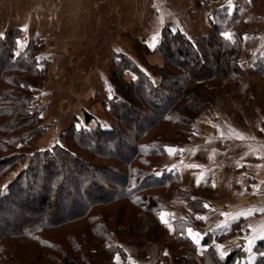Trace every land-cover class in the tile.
<instances>
[{"label":"trees","instance_id":"16d2710c","mask_svg":"<svg viewBox=\"0 0 264 264\" xmlns=\"http://www.w3.org/2000/svg\"><path fill=\"white\" fill-rule=\"evenodd\" d=\"M197 2L207 6L211 0H197ZM229 14L228 11L216 13L213 22H211L210 33L206 36H199V38L189 36L186 31L173 30L172 27L164 28L161 33V41L155 52L162 64L157 63V65H154L150 60L146 61L145 58L149 57L152 52L147 45L141 44L140 40L134 36L131 39L134 44L136 57L133 58L113 51L108 60L110 63L109 80L111 87L114 88L115 96L107 102L108 118L103 122L100 120L98 122L95 117L87 115L84 122L86 125L92 124L91 126L98 123L89 129L90 135L88 138L91 137V141L95 142L94 147L91 148L89 146L87 148L85 145L82 147L79 141L80 139H86V136H83L80 130L74 131L75 125H72L57 137V141L60 140L58 143L53 145L55 142L53 141L52 147L50 146L46 151L34 152L28 157L32 164L19 172L16 176L17 178L7 186L10 193L3 196L2 189L7 180L5 178L10 177V168L8 166L10 164L16 165L17 163L19 165L20 161L24 158V153L21 152L20 155L19 152L24 149L23 145L30 139H33L32 137L36 138L38 131L44 132L48 129L39 130L35 127L33 129L31 124V128L18 132V135L12 133L15 136L10 135L4 147V152L11 153V156L3 157V154L0 156V215L10 212V205L14 204L13 202H17L19 198L21 200L20 204L17 203L15 207H18V211L21 213L20 217H22V214L31 216V218L36 216V209L30 207L32 205L29 204L30 202L27 199L31 198L33 200V196L37 197L35 201L41 211L42 208L51 206L46 195L54 193L56 191L54 187L59 186L57 181L59 176L52 174L53 171L58 170V165L61 168L63 166V171L69 176H72L71 172H75L83 165L85 169L82 170V173L87 172L89 175L93 172L106 174L110 179H104L105 185L109 187H96L95 191L98 199L87 202L83 209V213L86 211L85 213L90 212L93 215L96 210H98V214L102 212L101 216L104 218L98 217L96 219L98 220V224L92 229V233L95 239L99 241V248L103 250V255L107 258L104 259L102 255L101 257H97L96 263L83 261L82 264H117L114 258L116 255H119L120 259L126 260L125 247L128 244L122 242L119 245L120 241L117 238V242L113 241L115 238L110 240L111 238L108 236L113 231L109 229L107 224L113 226L117 231L116 233L114 232L116 237L121 239V235L118 234L121 232L129 233L128 238H131V240L147 237L152 228L151 233L155 232L156 226L158 228H163V226L166 228V224L161 221L160 217L161 214L165 213L172 206L170 198L178 191L177 189L181 185V180L179 178L180 173L177 170H175L174 174L164 171L162 166L161 168L156 167L161 162L160 160L167 157L165 146H172L174 148L185 147L183 145L186 144L187 134L189 135L190 133L192 122L201 115L202 111H206L214 105L216 95L222 91L220 89L216 90L212 85L208 84L209 82L215 79L224 81L228 80L229 77H243L248 74H259L264 77L263 57L257 53L255 56L244 52V42L241 40V35L232 34L231 26L233 25H231L230 20H227ZM224 21H226L227 25L222 23ZM226 32L232 34L231 39L224 35ZM12 38V36H7L6 40L0 39V53L2 52L4 58V61L0 60V81H2L3 76H6L5 71L8 70H10L8 71L9 73L15 72L13 74H16V72L24 74L23 77L25 79L9 75L8 78L15 84V91L9 89L0 90V118L3 116H13L8 121L0 123V132L9 131L12 123H18L19 127L28 123L24 119H28L30 104L33 99L32 91L31 89L29 90V87L30 85L37 86L39 80L34 82L33 78L43 73L36 70V65L40 59L39 55H37L39 49L36 45L30 42L27 49H21L17 43L18 35H14L13 41L11 40ZM255 57H257L258 61L255 60ZM247 58L248 60L254 58V61L257 62L246 68L242 66V63L248 65L249 62H244ZM183 73L185 74V78H187L185 82H183ZM8 100L11 101L10 104L13 107L5 105L4 102ZM139 108L141 109L139 110ZM175 114L177 115L179 131L177 135H174V139L169 141L167 140L169 139L168 135L162 136L161 133H156L157 137L153 140L155 145L151 146L155 148L147 147L145 149L146 153L140 151L139 142L143 141L148 134H152V131L161 124L174 122ZM37 115L41 117V112H37ZM140 117H152L153 122L150 126L143 127L136 120ZM45 135L46 133L42 134V136ZM127 135H131L133 138L131 140L133 143L131 153L127 152ZM112 146L115 149L120 147L117 156H112L109 153L108 150ZM82 152H85L88 160H91L90 164L85 165L80 160ZM6 159H8V163L4 165L3 163H5ZM104 161L108 162L109 165L103 167L101 162ZM154 165L155 167H153ZM40 172L49 176L46 184H49L50 188L47 189L46 186H41L40 188L42 189L38 191L36 187L37 190H34V192L25 191L22 187L19 188L20 182L25 179L32 178L34 183H36ZM115 172L122 173V180H120L121 184L119 186H115L112 183V178L118 176ZM156 173H160V175H156ZM74 175H78V173L76 172ZM91 187L95 189L93 186ZM112 187H115V189L109 192ZM80 189L82 191L79 193V199L82 202L85 198L91 196L92 191L90 187L85 185ZM171 189L173 191L170 193ZM154 191L161 193H155ZM25 192H27V197L24 196ZM124 202L129 203L136 209L133 219L134 217L138 218L137 221L132 220L131 223L126 224L125 221H121L124 210L117 211L114 208L103 210L102 208L106 205H111L109 207H112ZM193 204L195 202L188 203L186 207L190 208ZM112 214L115 218L114 221ZM80 218L82 216L75 220V223L81 221L82 219ZM107 219H111L114 224H111L112 221L105 223ZM72 220L68 222L72 223ZM33 225L28 218L21 219V221L15 223L20 233L23 229L30 228ZM51 228L57 227L52 226ZM45 231L42 232L43 236ZM25 236L26 234L22 233H7L6 235H2L1 238L21 237L19 239H24ZM87 241L89 242V239ZM151 241L154 242V240ZM202 241L201 247L208 244V241ZM175 242L188 244L187 251L184 254L178 255L176 264H249L246 261V254L239 247L233 249L231 253L229 250L226 251L225 256L221 257L217 254V250L213 246L214 244L212 246L208 245V249L201 252L200 245H197L187 237L178 235L177 238L175 237ZM263 247L264 241L260 242V244L258 243L257 250L255 251L258 256L250 264H264ZM198 253L199 255L195 259H189V256H186V254L196 255ZM66 262L68 264L79 263L77 261Z\"/></svg>","mask_w":264,"mask_h":264},{"label":"crops","instance_id":"0c3cea01","mask_svg":"<svg viewBox=\"0 0 264 264\" xmlns=\"http://www.w3.org/2000/svg\"><path fill=\"white\" fill-rule=\"evenodd\" d=\"M51 5L58 11L67 7L68 12L55 16H49V12L47 16L44 13L35 17L29 15L23 22L14 23L9 28H19L31 35L33 45L39 49V67L44 73V80L37 90L42 94L39 95V105L43 102L54 104L50 105L51 112L57 117L51 115L48 119L57 122L62 119L57 126L58 136L78 118L82 123L87 115L102 121L108 118L107 102L115 96L109 80L108 58L113 51L136 57L133 48L130 50L134 55L127 52L128 38L134 36L141 44L147 45L152 52L149 56L152 64H162L155 53L161 33L164 28L175 24L169 26L166 20L159 25L158 18L171 20L175 16H185V27L181 29L175 25L174 28L194 37L199 30L210 29L216 13L228 11L232 34L241 35L244 52L255 56L257 53L264 59V0H232L231 6L229 0H211L207 6L197 0H59ZM142 18L150 19L142 31L135 29L134 21L127 24V20ZM5 27L7 29H0L2 36L8 33V27ZM146 36L149 37L144 39ZM154 42L155 48L151 46ZM63 72H75L77 77L73 78L79 82L80 91L76 94L74 108L68 105L64 111H52L59 104L52 98L55 97L54 83L66 84L67 81ZM218 99L216 109L210 114L205 113L216 121L209 119L211 132H207L206 140L200 144L206 149L207 175L199 169L198 174L203 177H196V185L203 190L207 187L202 182L209 184L210 208H204L205 201L201 203L199 199L195 213L208 219H198L197 229H192L193 234H202L200 244L202 240L208 241L205 246L199 244L201 252L212 244L223 245L224 252L229 250L230 253L239 247L250 264L258 256L255 253L258 243L264 241L257 235L264 232V212L253 211L264 208V131H261L264 129V77L248 74L236 79L235 83L224 84ZM51 112H46L45 117ZM236 132L245 138L237 139ZM196 165H199L198 159ZM213 183L215 187H212ZM253 185L258 187L254 189ZM250 211L253 214L234 219L240 213ZM222 212L229 215L222 216ZM253 236L256 239L250 246L248 240ZM171 242L149 246L150 250L128 245L125 247L126 260L120 259L119 264H176L179 254L176 255L175 244Z\"/></svg>","mask_w":264,"mask_h":264},{"label":"rangeland","instance_id":"374dc122","mask_svg":"<svg viewBox=\"0 0 264 264\" xmlns=\"http://www.w3.org/2000/svg\"><path fill=\"white\" fill-rule=\"evenodd\" d=\"M56 3H59V0H0V29L3 30V29H7L5 26L8 27V31H7L8 33L4 34V36L0 37V39L3 40L7 36L9 37L12 36L14 38V35H18V38H17V43L19 41L18 46L20 45L21 49H24V47L20 43V38L23 34H26V35L28 34L24 33L19 28H15V27L9 28V27L14 25V23L23 22L22 20H26L29 15L35 17L37 14L41 15L42 13H44L45 16H47L48 12L50 13L49 16H55V15L64 14V13L67 14L68 12L67 7H63L60 11H58L57 8L51 5V4H56ZM166 20L169 22V26L171 24H172L171 26L175 24L176 26L178 25V27H180L181 29L185 27V16L184 17L175 16L171 20H169V18H158V24L161 25ZM129 21H134L136 24L135 29L142 31L148 26L150 19L142 18V20H127V24ZM225 22L226 21L222 23L227 25V23ZM174 26L172 27L173 30H175ZM209 26L211 27V25ZM210 31H211V28L199 30L198 33H196L195 35L198 36L200 34L199 36H206L210 33ZM191 33H193V31H191ZM142 36H145V34H142ZM148 37L149 36H146L143 38L146 39ZM13 38L11 39L12 41H13ZM30 39H32L31 35H30ZM131 41H132L131 37L126 40V45H127L126 48H129L127 49V52H130L131 54L134 55V53H132L133 50H130L131 48L134 49V44ZM11 47H12V43H11ZM149 58L150 57H146L145 58L146 61L147 60L149 61L151 59ZM1 59L2 61H4L2 52L0 53V60ZM39 61L38 63L36 61L37 63L36 70L42 73L41 68L38 66L40 65ZM245 61L249 62L248 65H245L244 63H242V66H245L247 68L251 66L253 63L257 62L258 60L254 61V58H250V60H248L247 58L244 60V62ZM8 71H5L6 76H3L2 81H0L1 82L0 90L9 89L11 91L12 90L15 91L14 89L15 84H13L12 80H10L8 76L15 75V77L19 76L22 79H25L23 77L24 74L20 72H16V74H13L15 72L9 73ZM30 72L32 73V71ZM62 74L66 76L67 81H66V84H63L61 81L60 82L57 81L54 83L52 90H53V93H55V97H52V98L56 102H59V104H56V107H54L52 111H55V109H57L58 111L60 110L64 111L68 105L74 108L76 105L75 104V98L77 96L76 94H78V92L80 91L79 85H78L79 82H77V80L73 78V76H76L75 72H71V73L63 72ZM184 75L185 74L183 73L182 74L183 82L187 80V78H185ZM39 76L41 77V79ZM54 76H57V74H54ZM238 78L239 77H229L228 80H224V81H220V79H215L214 81L209 82V83L207 82V83L209 85H212V87H214L216 90L220 89V91H222L224 84H229L230 82L235 83L236 79ZM33 80H35L34 82L39 80V84H37V86L30 85L29 87V90L31 89L32 91L33 99L30 104L31 107L29 109L30 111L28 114V119L26 118L24 119L28 123H26L23 126L21 125L20 127L18 123L16 124L12 123L10 125L11 128H9V131L5 130L4 132H0V156L2 154H3L2 155L3 157L11 156V153L4 152L6 140L9 139L10 135L15 136L14 134H17L20 131L28 130L29 128H31V124H32L33 129L38 128L39 130H43V129L45 130V128H47L48 130L44 132L38 131V133H36L37 134L36 138L32 137L33 139H30L29 141L26 142V144L23 145L24 149L19 152H20V155H21V152L24 153V158L20 161L19 165L17 163L16 165L10 164L8 166L10 168V173H9L10 177L8 176L7 178H5L7 180L2 189L3 196H6L10 193L7 186L10 185L14 181L15 178H17L16 176L19 174V172L25 167L27 168L32 164L31 160L28 158L30 155H32L34 152L46 151L47 148H50V146L52 147L53 141H55L53 145H55L56 143L60 141V140L57 141L58 134L56 132H58L57 126L61 124L62 119L59 120L58 122L57 120H54V119L53 120L48 119L51 115H53L52 117L56 116L55 114H52L51 112V106H53L54 104L50 103L51 105L50 106L48 105V103L45 102L44 104L43 102V103H40L39 105V100L41 99L39 95H42V94H39L37 90L40 89L38 86H40L44 80V73L38 74V77L33 78ZM219 84H222V85L217 86ZM41 91L44 92V89ZM220 94L218 93L216 95L214 105L210 109L206 111H202L201 115L198 116L192 122V125L190 127L191 130L189 133L190 136L187 134L188 138L185 142L186 144L183 145L185 147L183 148L175 147L177 149H183V151L175 152L174 154H169V152L167 151V157H166L167 159L163 158V160H160L161 162L159 163V165L156 166L160 168L162 166L163 170L169 173L175 174L176 172L175 170H177L180 173L179 178L181 180V185L180 187H178L177 189L178 191H176L175 195H173L170 198V201L172 200L171 202L172 206L165 213H163L165 214V219H167L168 222L172 225V228H169L167 224H166V228H164V226L163 228H158V226H156V228L154 227L156 229L155 232L151 233L153 230L152 228L149 231L150 233L147 237H141L135 240H131V238H128L129 233H123V232L118 234V235H121L120 236L121 239H119L118 237H116V234H114V232L116 233L117 231L113 228V226H109L107 224L109 229L113 231L111 235L108 236L109 238H111L110 240H112V238H115L113 241L117 242V239H118L120 241L119 245H121V243L123 242L125 244H128L131 247L132 246L133 247L142 246L143 248H149V246L158 245L159 243H164V242L172 243L171 241H173V243L175 244V248H176L175 249L176 255L181 254V253L184 254L187 251L188 244L184 242H178V243L175 242V237L177 238V236L180 235V236L189 238L187 235L188 234L187 229L188 228L197 229L196 226L198 225L196 224V221L198 219L196 216L197 213L195 212L198 209V206H195V205L198 204V202L200 201L199 199H201V203H202V200H204L205 201L204 204L207 203L210 205V199H209L210 195L208 193L209 184H207V182L205 181L202 182V183H205L207 187V189L203 190L202 187L196 185V177H201V178L203 177L202 174L201 175L198 174L199 169L203 172H206V175H207V170H205V168L207 167V161H208L207 156L205 154L206 149L204 146L200 147V144H202L206 140L205 138H206L207 132L208 133L211 132L209 119H211L210 121L212 120L216 121V119L213 117L208 118L207 114H210L211 111L216 109ZM4 103L6 106L13 107L12 104H10L11 103L10 100ZM0 105H1V102H0ZM140 109L141 108H139V110ZM139 110H136V111L140 112ZM37 112L38 113L41 112L42 117H39L37 115ZM43 112H45L44 115H43ZM46 112L47 113L51 112V114L45 117V115L47 114ZM125 112H129V111H125ZM131 116L133 115L131 114ZM12 117L13 116H10V117L3 116L2 118H0V123L8 121ZM176 117L177 115L175 116L174 122L161 124L160 126H158L152 131V134H148L143 141H140L139 150L146 153L145 149L147 147L155 148L151 146L155 145L153 140L156 139L157 137L156 133H161L162 136L168 135L169 139L167 140L172 141V139H174L175 137L174 135L175 134L177 135L179 131L178 122H177ZM136 120L140 122L143 127L150 126V124L153 122L152 117L151 118L140 117V118H137ZM97 121L99 122L98 118H97ZM65 122L66 121H63V124H65ZM96 124L98 123H95L93 124V126H91L92 124L86 125L82 123V121L79 118L76 120V123L74 124L75 125L74 131L80 130L81 131L80 133L83 136H86L85 137L86 139H80L79 141L82 147H84V145L87 148L89 146H91V148L94 147L93 145L95 144V142L91 141V137L88 138V136L90 135L89 129L91 127H94V125ZM52 131L55 134H53ZM44 133H46V135L42 136V134ZM127 138H128L127 144H126L127 152L131 153V149L133 148V143L131 142V140L133 138L131 137V135H127ZM47 143H50V144L47 145ZM108 151L112 156H117V153L120 151V147L118 149H115V147L112 146V148H110ZM141 154L143 153L141 152ZM126 156H128V154H126ZM80 157H81L80 160L84 162L85 165L90 164L91 160H88V156H86L85 152H82ZM197 159H198V163L201 166V168L188 167L189 165H196ZM154 161L156 160L154 159ZM4 162H5L3 163L4 165L7 164L8 159H6ZM101 165L104 167L106 165H109V163L104 161V162H101ZM155 165L153 167H155ZM57 169L58 170L53 171L52 174L59 176V178L57 179L59 186L54 187V190H56L54 193H50L49 195H46L49 199V203L51 204V206H46L42 208V211H41L39 209V206L37 205V202L35 201L37 197L33 196L32 197L33 200L31 198L27 200L28 202H30L29 204L32 205V206L30 205L29 206L32 209H36V214H35L36 216L31 218V216L22 214V217H20L21 213L18 211V207H15L17 203L20 204L21 200L18 198L17 202H13L14 204L10 205L11 206L10 212H8L7 214L0 215V225H1L0 226V264H68L66 261H70V262L77 261L79 262L78 264H82L83 261L88 262V263H91V262L96 263L97 257H101L104 254L103 250L99 248L100 247V245L98 244L99 241L95 239L92 233L93 232L92 229L95 228L98 224V220L96 219H98V217L99 218L102 217V219L104 218L103 216H101L102 212L98 214V210H96V212H94V215L97 217L96 218L93 215V213H90V212L85 213L86 211L83 213V209H84V205L87 204V202L98 199V195L96 194V191H95L96 187H100V186L104 188L109 187L105 185L104 179L105 178L110 179V177L106 174H97L96 172L90 173V175L87 172L82 173V170L85 169L83 165L81 168L77 169L75 172H71L72 176L66 175V173L63 171V166L61 168V166L58 165ZM76 172L78 173V175H74V173ZM115 174H118V176H114L115 178H112V181H113L112 183L115 186H119L121 184L120 180H122L121 179L122 173L115 172ZM38 176L39 177L38 179H36V183H34L32 178L25 179L20 182L21 185L19 186V188L22 187L25 191L28 190L31 192H34V190H37L36 187L38 188V191L39 189H42L40 188L41 186H46L47 189L50 188V185L46 184V181L49 176H46V174H43L41 172ZM84 185L91 188L92 194L90 197L85 198V200L82 201L84 203H82L81 199H79L80 198L79 193H81L82 191L80 188H82V186ZM90 185L93 186L95 189H93ZM113 189H115V187H112L109 192H112ZM172 191L173 189H171L170 193ZM154 192L161 193V192H156V191ZM24 196L27 197V192H25ZM191 202H195V204H193L194 205L193 208L191 209L188 208L189 210L187 211L186 209L187 207L185 208L184 206H186L188 203H191ZM109 206L111 205H106L102 208L103 210L106 208H109V209L114 208V210L117 209V211L124 210V215H122L121 221H125L126 224L131 223L132 220L137 221L138 219V218L136 219L135 217L133 219L134 211L136 209L133 208L127 202L120 203L119 205H113L112 207H109ZM207 209L209 210V208ZM137 212L139 211L137 210ZM80 216H82V218H80L82 220L78 221V223H75L76 222L75 220H77ZM24 218H28L31 221V223L34 224L32 227L23 229V231H21L22 234H26L24 239L23 238L19 239L21 237L19 238L11 237L7 239L1 238L2 235H6L7 233L21 234L19 232V228H16L15 223H17V221H21V219L23 220ZM69 220H72L71 221L72 223H69L68 222ZM114 220L115 218L113 216V221ZM111 221H112L111 219H107L106 222L105 221L104 222L107 223ZM113 221L111 222V224H114ZM52 226L57 227V228H51ZM43 231H45L44 236L42 233ZM87 239H89V242L87 241ZM151 240H154V242ZM150 249L151 248H149V250ZM198 255L199 253L196 255L186 254V256H189V259H193V258L195 259L198 257ZM103 256H104V259L107 258L105 255Z\"/></svg>","mask_w":264,"mask_h":264},{"label":"snow or ice","instance_id":"6c2138e0","mask_svg":"<svg viewBox=\"0 0 264 264\" xmlns=\"http://www.w3.org/2000/svg\"><path fill=\"white\" fill-rule=\"evenodd\" d=\"M231 4H232V0H229V5L231 6ZM2 35H3V34L0 33V37H2ZM224 35H225L227 38L231 39V35H232L231 33H227V32H226V33H224ZM155 39H156V38L153 37V40H154V41H155ZM18 43H19V41H18ZM151 46H152L153 48H155V47H156L155 42H154ZM17 55H19V53H17ZM261 131H264V129H261ZM221 136H223V133H221ZM235 137H236L237 139H244V138H245L242 134H240V133H238V132H236ZM165 149H166V151L169 152V154H174L175 152H182V151H183V149H177V148H174V147H172V146H167V145L165 146ZM188 167H196V168H199V167H201V166H200V165H189ZM156 175H160V173H156ZM198 182H199V181H198ZM262 183H264V181H262ZM212 187H215V184H214V183L212 184ZM257 187H258V186L253 185V188H254V189L257 188ZM203 207H204V208H210V205L207 204V203H205V204L203 205ZM213 211H214V209H213ZM253 211L264 212V208L256 209V210H253ZM251 214H253L252 211L247 212V213H243V212H242V213H240L239 215L235 216L234 219H239V216H241V215H243V216H247V215H251ZM221 215H222V216H228L229 213H227V212H222ZM160 218H161V221H162L163 223L167 224L169 228H172V225L168 222L167 219H165V214H161V217H160ZM197 219H199V220H207L208 217L198 215V216H197ZM248 227L251 228L252 226H251V225H248ZM187 232H188L189 236L193 239V241H194L197 245H199V244H200V236H201L202 234L199 233V232H195V234H193V233H194V230H193L192 228H188V229H187ZM257 235L259 236L260 239H264V232H260V233H258ZM246 239H247V238H246ZM255 239H256V236H253L252 239H249V240H248V243H249L250 246H251V244L254 242ZM214 247L217 249V251L219 252V255H220L221 257L225 256L226 253H225L224 250H223V245L216 244V245H214ZM249 250H251V248H250ZM165 255H167V253H165ZM262 255H264V254H262ZM114 258H115V260L117 261V264H119V262H120V256H119V255H116Z\"/></svg>","mask_w":264,"mask_h":264},{"label":"built area","instance_id":"2783aa9c","mask_svg":"<svg viewBox=\"0 0 264 264\" xmlns=\"http://www.w3.org/2000/svg\"><path fill=\"white\" fill-rule=\"evenodd\" d=\"M30 41V35L23 34L20 38V43L25 49L29 47Z\"/></svg>","mask_w":264,"mask_h":264}]
</instances>
